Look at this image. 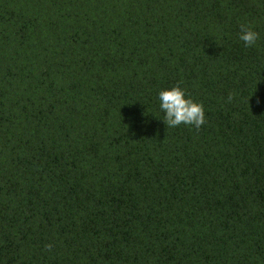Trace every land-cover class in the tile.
<instances>
[{
  "label": "trees",
  "instance_id": "16d2710c",
  "mask_svg": "<svg viewBox=\"0 0 264 264\" xmlns=\"http://www.w3.org/2000/svg\"><path fill=\"white\" fill-rule=\"evenodd\" d=\"M0 264H264V0H0Z\"/></svg>",
  "mask_w": 264,
  "mask_h": 264
},
{
  "label": "clouds",
  "instance_id": "9594fccd",
  "mask_svg": "<svg viewBox=\"0 0 264 264\" xmlns=\"http://www.w3.org/2000/svg\"><path fill=\"white\" fill-rule=\"evenodd\" d=\"M245 46H251L259 39V33L254 31L251 25H241L240 37ZM160 108L164 111V123L169 127L180 124L194 125L199 129L205 123V114L202 103L195 102L192 98H186L184 90L178 85L159 92ZM231 101V94L228 97ZM51 248V245H46Z\"/></svg>",
  "mask_w": 264,
  "mask_h": 264
}]
</instances>
